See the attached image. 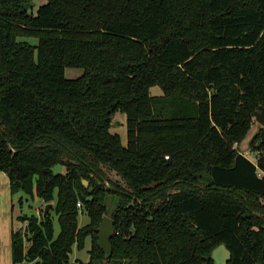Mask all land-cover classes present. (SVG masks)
I'll use <instances>...</instances> for the list:
<instances>
[{
  "label": "trees",
  "instance_id": "1",
  "mask_svg": "<svg viewBox=\"0 0 264 264\" xmlns=\"http://www.w3.org/2000/svg\"><path fill=\"white\" fill-rule=\"evenodd\" d=\"M33 1L0 0V170L12 194L54 202L60 232L18 212L13 264H215L221 243L228 264H264V126L257 162L237 148L264 105V0Z\"/></svg>",
  "mask_w": 264,
  "mask_h": 264
},
{
  "label": "rangeland",
  "instance_id": "2",
  "mask_svg": "<svg viewBox=\"0 0 264 264\" xmlns=\"http://www.w3.org/2000/svg\"><path fill=\"white\" fill-rule=\"evenodd\" d=\"M43 0H34L33 1V8H35V11L37 10V5L39 3H41ZM26 40H28L29 42L33 43V44H37V38L36 37H26ZM83 72L82 68H72V67H68L65 70V75L69 78H77L79 77V75H81ZM153 94H161L162 91L160 89L159 86H153L150 89ZM253 126L251 131L248 133V135L243 139V141L237 145V148L239 151H241L242 153H244L247 157H249L252 161L254 160L255 162L258 161V156H259V150L255 149L253 147V143H252V138L253 135L260 130V128H262L263 126L258 123L256 121V119L253 122ZM112 131L113 132H117L120 134L121 140L123 144H128L127 143V134H128V126L126 125V115L121 113V112H117L114 114L113 116V125H112ZM55 172H64V167L62 165H56L54 168ZM104 172H105V177L108 178L106 180V184L107 185H111V180L116 184H119L122 187H126V182L125 180L114 170H111L109 167L104 166ZM90 185V182H88L87 186ZM115 188V187H114ZM23 195V198H25V200L22 202L20 201L19 197ZM16 198V207H17V213H27L28 215H31L32 213H35L36 215H40L42 216L43 211L45 212V208H46V203L43 202L42 200H40V198L33 196V198H31V196H27L21 192L15 193V197ZM120 200L119 195H114L112 193H108L106 194V205L108 207V210H113L118 202ZM53 205L49 208L48 212H51V214L54 215V224H55V232L58 234L60 231V225L57 219V216H55V214L53 213V206H54V202H52ZM21 206V207H20ZM16 213V214H17ZM110 216V215H109ZM90 221V217L87 213H80L79 216V224L80 226H83L85 224H87ZM92 239L91 237H88L86 240V244L83 247V250H79L78 248L75 247L74 252L72 253V257L71 260L72 261H77L80 260L82 262H87L90 260L91 258V250H92ZM97 264H114L113 262H109L106 259H103L101 261V263H97ZM117 264V263H116ZM121 264V263H120ZM124 264V263H122Z\"/></svg>",
  "mask_w": 264,
  "mask_h": 264
},
{
  "label": "crops",
  "instance_id": "3",
  "mask_svg": "<svg viewBox=\"0 0 264 264\" xmlns=\"http://www.w3.org/2000/svg\"><path fill=\"white\" fill-rule=\"evenodd\" d=\"M14 197L7 174L0 170V264H13L12 230L17 223Z\"/></svg>",
  "mask_w": 264,
  "mask_h": 264
},
{
  "label": "water",
  "instance_id": "4",
  "mask_svg": "<svg viewBox=\"0 0 264 264\" xmlns=\"http://www.w3.org/2000/svg\"><path fill=\"white\" fill-rule=\"evenodd\" d=\"M255 119L258 123L264 126V105H262L260 109L256 111ZM84 183L87 185L88 180L84 179ZM52 205V202H48V204L46 205L44 212L45 216L47 215L48 210ZM113 228L114 220L109 215H105L103 217L99 227L97 228V230L99 231L97 244L108 254L112 253L113 251V247L111 244V238L114 234ZM211 258L213 259L215 264H228L232 258V252L226 244L221 243L220 246L212 251Z\"/></svg>",
  "mask_w": 264,
  "mask_h": 264
},
{
  "label": "built area",
  "instance_id": "5",
  "mask_svg": "<svg viewBox=\"0 0 264 264\" xmlns=\"http://www.w3.org/2000/svg\"><path fill=\"white\" fill-rule=\"evenodd\" d=\"M78 207L79 209L81 208V203H78ZM82 209H80V212H81Z\"/></svg>",
  "mask_w": 264,
  "mask_h": 264
}]
</instances>
